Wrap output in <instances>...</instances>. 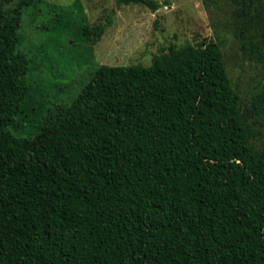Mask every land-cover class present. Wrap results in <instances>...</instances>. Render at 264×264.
Segmentation results:
<instances>
[{
	"label": "trees",
	"instance_id": "1",
	"mask_svg": "<svg viewBox=\"0 0 264 264\" xmlns=\"http://www.w3.org/2000/svg\"><path fill=\"white\" fill-rule=\"evenodd\" d=\"M43 2H0V264H264V144L223 41L101 64L44 113L20 32ZM222 2L242 54L264 66V0ZM112 13L77 37L97 43ZM257 98L261 114L264 88Z\"/></svg>",
	"mask_w": 264,
	"mask_h": 264
},
{
	"label": "rangeland",
	"instance_id": "2",
	"mask_svg": "<svg viewBox=\"0 0 264 264\" xmlns=\"http://www.w3.org/2000/svg\"><path fill=\"white\" fill-rule=\"evenodd\" d=\"M17 1L0 0L6 7H13ZM158 1L162 6L157 11L133 4L119 13L114 0L105 2V11L94 0H44L32 7L23 17L20 32L21 49L31 59L36 106L39 104L46 113L52 104L70 102L101 64L149 65L160 48L171 43L197 45L222 40L228 71L240 87L241 105L252 109L249 122L258 131L255 145H263L264 110L258 114L253 101L264 88V66L242 54L231 34L229 7L222 0L219 9L208 8L204 0ZM60 6L65 7L64 12ZM110 12L113 24L97 43L77 37L82 24L105 22ZM35 117L37 124L40 114ZM33 132L28 129L20 134Z\"/></svg>",
	"mask_w": 264,
	"mask_h": 264
},
{
	"label": "crops",
	"instance_id": "3",
	"mask_svg": "<svg viewBox=\"0 0 264 264\" xmlns=\"http://www.w3.org/2000/svg\"><path fill=\"white\" fill-rule=\"evenodd\" d=\"M95 3H97V5L100 7L101 10H106L108 8L107 4H105L106 1L108 0H94ZM116 2V0H114ZM133 4H125V5H122V6H119L118 8H116V12L119 13L121 8H123L124 6L127 7V6H131ZM135 6H137V4H134Z\"/></svg>",
	"mask_w": 264,
	"mask_h": 264
}]
</instances>
